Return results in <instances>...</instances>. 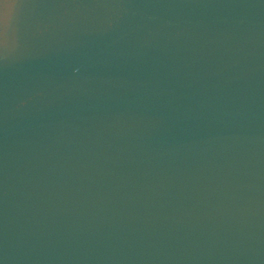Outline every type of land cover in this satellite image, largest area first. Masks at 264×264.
Wrapping results in <instances>:
<instances>
[{
  "label": "water",
  "instance_id": "obj_1",
  "mask_svg": "<svg viewBox=\"0 0 264 264\" xmlns=\"http://www.w3.org/2000/svg\"><path fill=\"white\" fill-rule=\"evenodd\" d=\"M0 264H264V0H0Z\"/></svg>",
  "mask_w": 264,
  "mask_h": 264
}]
</instances>
